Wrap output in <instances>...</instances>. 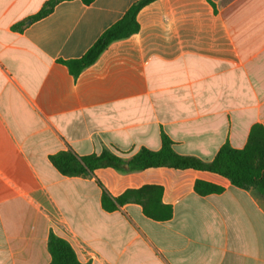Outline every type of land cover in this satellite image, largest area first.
Listing matches in <instances>:
<instances>
[{
  "label": "crops",
  "instance_id": "obj_1",
  "mask_svg": "<svg viewBox=\"0 0 264 264\" xmlns=\"http://www.w3.org/2000/svg\"><path fill=\"white\" fill-rule=\"evenodd\" d=\"M48 1L0 0V264H51V233L81 264H264L256 191L194 169L69 177L50 161L68 150L130 158L160 150L162 133L205 162L226 143L244 148L264 126V0H156L138 13L137 34L78 77L63 62L140 0L64 1L14 28ZM197 182L223 191L202 195ZM144 187L161 189L147 198H160L154 212L170 209L169 219L132 201L103 205L104 192Z\"/></svg>",
  "mask_w": 264,
  "mask_h": 264
},
{
  "label": "trees",
  "instance_id": "obj_2",
  "mask_svg": "<svg viewBox=\"0 0 264 264\" xmlns=\"http://www.w3.org/2000/svg\"><path fill=\"white\" fill-rule=\"evenodd\" d=\"M70 0H49L34 16L17 24L14 28L21 29L28 21L34 22L49 15L54 7L61 2ZM91 4L94 0H82ZM156 0H140L126 12L123 18L107 29L96 43L80 59L62 61L74 77H78L83 70L92 66L110 44L125 40L137 34L140 30L138 13L141 9ZM162 147L158 151L142 148L130 158L104 149L101 154L78 156L72 150L59 152L50 156L53 166L64 176L89 177L98 169L112 168L120 174L143 171L149 168L167 167L173 169H194L217 174L228 179L232 185L250 191H256L264 196V126L256 124L252 127L247 144L242 149H235L229 143L224 144L216 157L205 162L192 156H183L175 152L172 140L162 133ZM196 191L202 195L220 193L222 188L205 182L196 183ZM155 191L161 194L160 188L144 187L130 190L122 196L112 199L108 193L103 194V205L106 209H116L118 205L132 201L143 206L146 215L152 218L169 219L172 215L169 209L167 214L158 216L154 209L161 203L160 198L154 202L147 198V193ZM156 194V195H157ZM112 204H109V203ZM48 247L52 256L51 264H81L71 247L63 238L50 234Z\"/></svg>",
  "mask_w": 264,
  "mask_h": 264
}]
</instances>
